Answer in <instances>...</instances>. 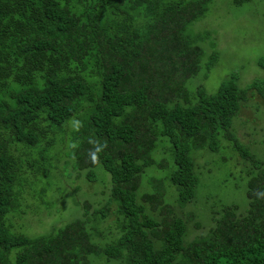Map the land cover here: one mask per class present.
I'll return each mask as SVG.
<instances>
[{
    "label": "trees",
    "instance_id": "obj_1",
    "mask_svg": "<svg viewBox=\"0 0 264 264\" xmlns=\"http://www.w3.org/2000/svg\"><path fill=\"white\" fill-rule=\"evenodd\" d=\"M211 1L0 0V264H264V160L232 129L253 94L264 117V81L242 88L233 74L214 94L185 86L203 54L186 30ZM216 60L210 54L205 78ZM158 143L168 144L172 169L152 158ZM223 143L248 167L247 210L222 205L206 234L185 240L184 213L165 203L163 180L138 196L141 175L168 170L184 209L198 181L190 153ZM52 147L87 183L101 166L109 201L92 212L76 201L82 217L27 238L12 222L45 178Z\"/></svg>",
    "mask_w": 264,
    "mask_h": 264
},
{
    "label": "rangeland",
    "instance_id": "obj_2",
    "mask_svg": "<svg viewBox=\"0 0 264 264\" xmlns=\"http://www.w3.org/2000/svg\"><path fill=\"white\" fill-rule=\"evenodd\" d=\"M186 33L203 52L198 74L185 85L191 95L199 85L206 93L214 94L217 87L233 74L238 76L237 84L242 88H246L254 80L264 81V62L258 64L260 60L264 61V0H252L240 6L233 5L231 0H212L205 16L190 24ZM212 53L217 54V60L205 78L206 64ZM262 107L258 94L250 96L238 117L233 119L232 129L242 142L249 141L245 145L252 153L264 160ZM161 143L152 152V158L155 162L164 159L172 169L173 164L167 152L168 144H165V149L160 147ZM225 146L224 143L221 144L218 152L190 153L198 181L194 197L184 209L175 205L178 194L165 179L168 170L151 166L145 168L141 175L138 196L150 191L149 181L152 178L163 180L165 203L178 210L176 212L180 217L184 213L187 228L185 240L189 234L194 238L206 234L212 227L211 211H219L218 207L222 205L237 206L238 214H245L247 210L248 167L241 164ZM66 155L57 147L49 150L48 156L55 159L50 165H42L45 178L25 194L21 212L12 222L16 234L31 239L50 235L68 222L82 217L83 210L78 202L88 204L91 212L108 203L109 175L101 166H97L92 170L95 182L87 183L83 178H78L70 168H65ZM87 172L85 170L80 173L84 177ZM71 175L73 176L69 178ZM110 207L114 208L112 204ZM195 224L198 226L197 230ZM92 240L97 242L98 239L92 237ZM108 241L107 238L101 240L102 243ZM89 264L106 263L91 258Z\"/></svg>",
    "mask_w": 264,
    "mask_h": 264
},
{
    "label": "clouds",
    "instance_id": "obj_3",
    "mask_svg": "<svg viewBox=\"0 0 264 264\" xmlns=\"http://www.w3.org/2000/svg\"><path fill=\"white\" fill-rule=\"evenodd\" d=\"M95 159H96V158H95V157H93V161H94V162H95Z\"/></svg>",
    "mask_w": 264,
    "mask_h": 264
}]
</instances>
